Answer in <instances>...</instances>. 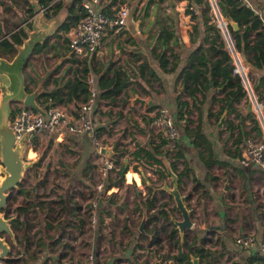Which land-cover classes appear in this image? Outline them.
<instances>
[{"label":"crops","instance_id":"1","mask_svg":"<svg viewBox=\"0 0 264 264\" xmlns=\"http://www.w3.org/2000/svg\"><path fill=\"white\" fill-rule=\"evenodd\" d=\"M29 1L0 0V31L3 28L12 31L19 27L24 28L21 21L23 18L26 26L24 29L32 33L34 37L52 38L59 24L67 16V7L76 0H61L62 9L51 19L46 18L38 0L34 2L43 12L34 17L33 10L32 13L28 11V7H31ZM82 1L79 0L80 4ZM246 2L249 4L248 8L258 15L264 25V0H246ZM123 3H126L129 8L125 25L120 29L106 28L99 52L87 61L95 71L93 74L95 78L105 73L106 76L111 77L116 70L120 78L127 80L129 85L116 104L110 105L96 99L90 113L94 120V132L69 133L67 128L63 127L60 132L54 134L52 140L56 147H60L63 142L70 143L71 146H66V148L78 156L84 168V173H63L60 178L70 177L71 181H84L86 182H83L84 185L88 187V182L93 181V174L86 172L87 169L96 166L102 174L101 185L90 190L92 193L88 197V200L94 198L96 200L88 204V214L90 217L92 213L95 215L94 222L89 220L93 233L87 239H82L81 234L84 233L85 224L81 215L78 214L79 207L76 203H72V198L67 200L64 196H60L63 200L65 217L56 227L58 232L56 234L49 232V235H44L39 240L42 248L36 253L37 256L31 260L25 256L27 258L24 264H83L79 256L71 255L69 247L77 250L90 245L100 246L96 241H100L106 234L110 235L111 231L107 224H113L110 223V219L117 220L118 216L122 215V211L118 208L125 210L124 201L129 197L122 191L121 185H113L116 180L115 173L119 167V164L115 162V159H118L117 155L121 156L119 157L120 164L127 169L126 172L131 170L130 174L136 184L144 187L140 189V192H135L141 216L145 211L147 219V213L154 214L157 217L158 226L165 224L164 216L156 211V208H160L158 204L163 202L168 204V208L174 207L170 222L175 226L172 218L181 220V214L175 206L173 197L162 188L163 183L168 186L172 184L164 162L171 169L170 161L175 153L171 151L173 143L153 128L157 108L162 109L164 114L177 125L176 144L180 146L187 167L191 169L186 175L180 176V179L177 174L183 172L184 165L177 162V171L174 172L171 169L178 177L179 190L185 196V204L188 203L191 221H193V216H199L191 226L192 229L185 231H196L198 239L205 247L211 244L220 246V252L210 249L212 257L216 258L215 264H222V260L227 257L229 259L232 257L234 264H264L261 260H253V256H263L257 250L256 245L240 246L234 241L235 236L239 234L252 233L256 240L264 234V168L252 163L242 165L239 161L245 140H238V138L243 135L246 138L258 132L254 112L252 108H249L250 102L246 97H242L239 101L232 103L233 109H229L231 103H228L224 107V109L227 107V114L223 126L219 128L217 125L224 110L221 111L219 102V99L224 96L220 76H215L214 84L207 89L204 95L197 93V102H199L197 106L193 105L192 98L183 87L181 77L183 68L188 65L193 54L197 52L200 54L207 48L213 36L206 31L201 20L199 6L195 1L188 0H153L150 3L148 0H101V6L107 13L115 11ZM189 4H191L190 7H198L197 19H193L191 13L185 11ZM13 20L17 22L14 26L10 24ZM211 21H214L213 16ZM29 23L30 29L27 27ZM69 37L70 33L68 39ZM43 42L35 43V45ZM227 46L229 48V44ZM162 53L169 56L170 62H176L177 67L173 70L162 69L160 66V54ZM33 58L39 59L38 66L33 64ZM76 59L82 63V58L73 55L69 49L65 48L62 38H52L42 50L35 53L34 48L28 53L23 67L25 84L28 83L32 87L31 91H37L39 95L45 88L49 89L52 86L51 81L45 83L47 80L59 77L60 85H63L64 82L73 79L74 72L79 66L78 62L74 61ZM243 62L246 64L245 60ZM246 66L248 70L249 67L247 64ZM260 75H264V70L252 73L254 80ZM256 92L264 97V90L261 87H258ZM179 100L189 105L191 123L188 117L184 120L178 118ZM77 107V104L66 107L70 112L68 124L76 122V114L73 117L71 109ZM199 120L203 125V133L213 146L214 161L209 164L206 163L207 151H204L203 156L201 155L192 139L186 134L183 125L185 123L193 128ZM95 130H97L96 135L99 137L100 146H113L110 159L112 161L114 159V168L111 170L103 169V156L95 152L92 142ZM41 135L43 134L37 135V138ZM142 148L150 149L161 163L147 159ZM121 150H129V152L120 155ZM135 150H140L143 162L151 167L141 165L137 159L133 158L132 152ZM164 150L171 151V154L165 153ZM31 153L32 151L28 152L29 157ZM133 166L138 167V172L133 170ZM134 174L140 182H137ZM124 183H128L125 177L120 184ZM149 187L156 201L150 208H146ZM28 201V198H25V202L28 203ZM35 206L38 208L37 205ZM41 214L44 216V212L38 210V215ZM44 219L48 220L46 216ZM42 223L47 224L43 218ZM130 225L125 215L124 228L131 237L124 245L123 242H118L121 248L114 256L107 257L103 264H118L119 261L142 264L146 261L140 262L137 257L139 236L142 233L138 231V228L134 231ZM46 227L47 229L54 228L50 222ZM165 227L169 229L170 225L166 224ZM99 248L102 249L101 246ZM163 250L162 248L161 252ZM231 251L236 254L232 256ZM64 252H67V255H64ZM154 252L153 250L152 253ZM165 252L170 253V249L168 248L163 253L157 251L153 257L154 264L157 260L159 264L162 263L159 256ZM21 253L24 256L25 252ZM93 255L94 262L97 264L95 254ZM197 258L200 262L197 264L212 262L210 256L202 260ZM163 263L166 264V261L164 260ZM148 264L151 263L148 262ZM191 264H193L192 261Z\"/></svg>","mask_w":264,"mask_h":264},{"label":"trees","instance_id":"2","mask_svg":"<svg viewBox=\"0 0 264 264\" xmlns=\"http://www.w3.org/2000/svg\"><path fill=\"white\" fill-rule=\"evenodd\" d=\"M148 1L150 3L153 0ZM188 1H195L199 6L201 20L205 25L206 31L210 32V34H213V36L211 38V42L208 43L207 48L200 54L198 52L193 54L188 62V65L183 68L181 77L184 90L192 98L193 105L197 106V103H199L197 102V93L199 92L201 95H204L207 89H209V87L214 84L216 79L215 76L219 75L221 82L220 85H223L222 92L224 94V96L219 99L221 111L228 103H231L229 109H233L232 103L239 101L242 97H246V90L242 78L239 76V74L234 72L233 58L228 49L224 33L219 27H217L214 21H211L213 13L207 0ZM23 2H25V0H23ZM38 3L43 8H45L44 12L47 19L54 17L63 7L61 0L54 2L53 0H38ZM190 6L191 4L188 5L185 11L187 13H191V17L193 19H197L198 15L192 13L191 9L189 8ZM217 6L223 16L231 17L237 21L239 25V29L237 31H234L229 24L227 25L228 33L232 39L233 48L239 54L241 59L243 61L245 60L249 67L247 76L252 83L253 91L256 92L258 87H261L264 90V75H260L256 80H254L252 77V73H255L257 70H264V25L262 20L252 9L246 7L241 1L218 0ZM28 11L32 13V8L28 7ZM85 13L86 12L81 6L79 0L72 2L67 7V16L59 24L52 38H62L65 48L69 49L68 35L85 18ZM27 27L30 29V23L27 24ZM27 31L28 30L24 29L23 27H19L14 31L8 30V28H3V30L0 31V57L7 58L9 60L12 59L16 54L17 46L21 45L23 40L27 38ZM52 38L46 39L41 44H37L35 47V53L42 50L43 47H46ZM74 61L78 62L77 64L79 66H77L78 68L74 72L73 79H69L68 81L64 82L63 85H60L59 77L45 81V83L51 81L52 86L49 89L45 88V90L38 96L37 101L41 107L46 108L48 106L54 105L67 107L68 105L74 106L77 104L78 107L76 109L72 108L71 110L73 117L76 114L75 118H78L81 114V105L87 101L89 96L87 75L88 73L94 74L95 71L93 67L89 65L87 58H82V63L77 59ZM160 66L164 70H173L175 67H177V64L176 62H170L169 56L166 53H162L160 54ZM96 82V99H99L100 101L110 105L116 104L120 100L121 94L129 85L127 80L120 78V74L116 70L113 72L111 77L106 76V73L99 75L98 78H95V83ZM25 89L27 92H31L32 87L27 83L25 84ZM178 104V118L184 120L185 117H188L189 123H191V111L189 110V105L187 102L179 100ZM197 108L199 109V107ZM13 116L14 110L12 109L10 120L13 118ZM183 125L185 127L186 134L190 137V139H192L194 146L199 149L201 155L203 156L204 151H207L206 156L208 159L206 160V163L209 164L214 161L213 146L203 133V125L201 121L199 120L198 124H196L193 128L189 127L185 123ZM96 131L97 130H95L94 136L95 138L99 139L98 135H96ZM243 137L238 138V140H245L246 138ZM36 138L37 136L31 140L32 148L36 143ZM174 143L177 147V151H174L173 149L171 150L175 153V155L170 161V166L171 169L176 172L177 162H181L184 165L183 172L177 174L180 179V176L186 175L188 171H191V169L187 167V163L183 157V152L180 149V146L176 144V140ZM142 150L145 152L147 159H152L156 163H161L160 159L152 154L150 149L142 148ZM123 151L120 153V155H125L127 152H129V150ZM164 151L165 153L169 152L171 154V151L169 150ZM140 154V150H135L132 152L133 158L137 159L141 165L151 167L150 165L143 162ZM117 156L118 159H115V162L119 164V167L115 173L116 180L113 185L120 186V182L123 180L124 174L121 176V171L123 169L119 159L121 156ZM133 170L138 172V167L133 166ZM18 191V193L22 194L24 198L28 196V191L22 188L21 183L19 184ZM151 191L152 189L149 187L147 189L149 195L146 198V208H150L153 205V202L156 201L155 197L151 195ZM158 206H160V208H156V211L159 215L164 216L166 223L158 226L156 223L157 217L154 214L147 213L148 220L152 221L153 224L151 228H145V230L153 238V243L155 244L160 240L162 241L160 232H164L167 238V243H171L172 246L177 248V251L174 254L165 252V254L159 256V259H162L161 264H164V260L166 261V264H168V261L170 260H173L174 264H191V255L199 257V260L210 256L212 262L208 264H215L214 262L216 261V258L212 257V251L202 245L201 240L198 239L196 231H185L181 241L177 229L170 222V215L172 214L174 207L168 208V204L163 202L158 204ZM17 210L25 212L28 210V208H26V206H19L17 207ZM7 214L8 211L5 209V217H7ZM18 223L19 220H17V218L12 220L11 227L13 230H16V224ZM166 224L170 225L169 229L165 227ZM160 247H163V245ZM155 253H157V251H155ZM63 254L67 255V252H64ZM253 260H261L264 262V255L253 256ZM8 264L10 263L8 262ZM142 264H148V262H143Z\"/></svg>","mask_w":264,"mask_h":264},{"label":"rangeland","instance_id":"3","mask_svg":"<svg viewBox=\"0 0 264 264\" xmlns=\"http://www.w3.org/2000/svg\"><path fill=\"white\" fill-rule=\"evenodd\" d=\"M10 24L14 26L17 24V22L13 20L10 22ZM33 64L38 66L40 64L39 59L33 58ZM245 90L246 99L252 104L251 108L254 112L255 121L257 123L256 126L258 127V132L248 135L246 139L252 137L256 139H264V97L261 96L259 92L253 91L251 82H249V86L245 85ZM257 104L260 106V110L256 109L258 108ZM62 108L67 115L68 120V118H70V112L66 107L62 106ZM63 127L64 126H61L58 130H56V132L51 134L42 133L43 135L36 139V146L34 145L33 148L31 147L33 153L30 154L31 157L28 155V151L30 149L28 150L26 148L23 151V156L26 161L33 159L36 161L32 167L27 169L21 182L22 188L28 191V196L26 198H28L29 201L26 203L23 195L18 193L19 187L18 189H14L7 199L6 210L11 217L15 216L14 218H17L19 223L16 224V232L13 231L14 236L16 235L14 242H11V238L9 235H7V233L3 234L7 238V241L11 244L12 254H9L11 259L7 261H0V264H8V262L10 264H24L27 257L29 260H31L37 256L36 253H38L42 248L39 240L44 235H49V232L51 234H56L58 232L56 227L65 217L63 201L60 196H64V198L67 200L72 198V203H76L79 207L78 209L80 211L78 214L81 215L85 224L84 233L81 234L82 239H87L93 233L89 224L90 214H88V204H91L96 200L95 198L88 200V197H90L92 193L90 190H93L96 186L98 187L101 185L102 174L96 166L87 169L86 172L93 174V181L88 182V187L84 185V183H86L84 181H71L70 177L66 179L64 177L60 178L61 174L63 173H84V168L79 162L78 156L66 148V146H71L70 143L67 144L66 142H63L61 143L60 147H56L53 144L52 140L54 134L60 132ZM127 173L132 172L129 170L124 174L125 180L128 181V183H124L123 185L120 184L122 186V191L129 195V197H127L124 201L126 204V209L121 210L118 208V210L122 211V215L118 216L117 220L110 219V223L112 222L113 224H107L111 231L110 235L106 234V236L102 237L100 241H96L98 244H100L102 249H100V246L98 245H90L86 248H78L77 250L69 247V250L72 252L71 255L79 256V258L85 262L88 255L94 253L97 264H103L107 257L114 256V254L118 252L119 248H121V245H118L120 244L118 242H123L124 245L131 237L124 228L125 215H127L131 224L130 226L133 228V230H137L142 216L137 207L135 192H140V189L144 187H140V184L137 185L133 180V176L128 177ZM2 175L3 172L0 170V177ZM136 180L137 182H140V180L137 178ZM35 205H37L38 208H36ZM19 206H26V208H28L27 212L17 210V207ZM38 210L44 212V216H46L49 221L45 220L42 214L38 215ZM198 217V215L193 216V224L195 221H197ZM42 218L44 222L47 223V226L48 222H50L54 228L47 229L46 225L42 223ZM152 224V221H149L146 217L144 233L140 234L139 236L137 257L140 262L146 260L145 262L148 261L151 264H154L153 257L156 253H152L153 250H159L160 253H163L169 248L170 253L174 254L176 253L177 248L172 246L171 243H167V238L164 232H160L162 241L160 240L156 244L153 243V238L150 237L148 232L145 230V228H151ZM189 232L191 231L189 230ZM70 236L71 232L69 234V237ZM151 245H153V247H151ZM161 245H163V247H160ZM162 248L164 250L161 252ZM206 248L212 249L215 252H220V246L217 247L215 244L206 245ZM22 251L25 252L24 256L21 255ZM230 254L233 256L236 253L231 251ZM25 256L27 257L25 258ZM129 263V261L124 263L119 261L118 264ZM221 263L234 264V259L232 257L230 259L227 257L226 259H223Z\"/></svg>","mask_w":264,"mask_h":264},{"label":"built area","instance_id":"4","mask_svg":"<svg viewBox=\"0 0 264 264\" xmlns=\"http://www.w3.org/2000/svg\"><path fill=\"white\" fill-rule=\"evenodd\" d=\"M56 1V0H55ZM211 6L213 13V20L225 35L227 44H229V50L233 58L234 72L239 74L243 80V84L249 86V79L247 76V66L242 61L239 54L234 50L231 37L227 30V21L225 16L220 13L217 1L207 0ZM241 1L245 6L249 7L246 0H232ZM54 2V1H53ZM81 6L85 10V18L77 25V27L70 33L69 37V50L70 52L80 58L90 59L96 55L102 46V36L106 28L112 27L114 29L122 28L129 13V8L126 3L121 4L118 8L107 13L101 6V0H83ZM192 13L197 14L199 12L198 7H190ZM45 10V8H43ZM89 96L85 103L81 105V114L72 124H68L67 115L65 114L62 106L54 105L42 107L44 114L35 111L34 109L25 106L21 102L12 104L14 110V116L10 120V126L13 129L16 140L19 139L24 133L33 135L34 137L47 133L51 134L56 132L61 126L67 128L69 133H78L82 131L94 132V120L90 115L94 103L97 97V89L95 85V77L92 73L87 75ZM244 85V86H245ZM258 110L260 106L257 104ZM153 128L156 132L161 133L168 141L172 142L171 147L174 151H177L174 141L178 138V128L175 122L164 114L162 109L157 108L155 110ZM92 142L95 152L101 155L100 141L92 136ZM31 150L32 144L29 137L25 138L24 149ZM103 169L105 171L114 168V163L109 157L101 155ZM240 163L242 165H248L249 163L256 164L261 168H264V139L247 138L243 142ZM95 215L91 214L90 221L94 222ZM235 244L240 246H252L256 245L257 250L264 255V234L259 240L254 238L252 233L239 234L235 236ZM83 264H95L93 253L89 254L86 261Z\"/></svg>","mask_w":264,"mask_h":264},{"label":"water","instance_id":"5","mask_svg":"<svg viewBox=\"0 0 264 264\" xmlns=\"http://www.w3.org/2000/svg\"><path fill=\"white\" fill-rule=\"evenodd\" d=\"M30 5L33 10V15L36 17L43 12L34 0H30ZM227 23L233 28L234 31L239 29V25L230 17H225ZM22 26L25 20L21 18ZM28 37H30L28 39ZM44 37H34L32 33L27 31V38L23 40L22 44L17 46L16 54L12 59L0 57V170L3 175L0 177V261H7L11 259V244L7 241V238L3 235L7 233L10 236L11 242L15 241L13 229L11 228V221L13 217H5L3 210L6 207L7 199L14 189H18L19 184L22 182L25 172L28 168L32 167L36 161H26L23 156L25 138L29 137L31 140L33 135L24 133L19 139L16 140V135L10 126V117L12 113V104L21 102L25 106H28L35 111H39L44 114L43 108L37 103L39 93L37 91L27 92L25 89V78L23 75V67L26 63V58L31 49H34L35 43L43 42ZM23 45V46H22ZM22 46V47H21ZM36 46V45H35ZM251 109V103L249 104ZM227 114V107L223 110L218 127L223 126L225 117ZM113 146L103 145L100 147V154L107 157H111ZM165 164L167 174L172 179L171 186L163 183L162 188L170 193L175 202V206L181 214V220H175L172 218L175 228L178 234L183 239V235L186 229H190L192 221L190 218V210L185 204V196L179 190V182L177 175L171 171L168 164ZM126 172V168H123L121 175ZM101 202V200H100ZM146 221L145 211L142 214V219L138 227L140 233H144V226ZM193 264L198 263V258L190 256ZM160 262L157 260L156 264ZM169 264H174L173 260L169 261Z\"/></svg>","mask_w":264,"mask_h":264},{"label":"flooded vegetation","instance_id":"6","mask_svg":"<svg viewBox=\"0 0 264 264\" xmlns=\"http://www.w3.org/2000/svg\"><path fill=\"white\" fill-rule=\"evenodd\" d=\"M7 205V204H6ZM8 207V206H7ZM5 209H6V207H5ZM5 209L3 210L4 211V214H5ZM10 209V208H9ZM11 217L10 215H9V213L7 214V218H9V217ZM12 222V221H11ZM12 228V227H11ZM13 229V228H12ZM14 232H16V230H13ZM179 235V234H178ZM16 236V235H15ZM180 237V236H179Z\"/></svg>","mask_w":264,"mask_h":264},{"label":"bare ground","instance_id":"7","mask_svg":"<svg viewBox=\"0 0 264 264\" xmlns=\"http://www.w3.org/2000/svg\"><path fill=\"white\" fill-rule=\"evenodd\" d=\"M29 151H32V150H29ZM29 151H28V152H29ZM132 175H133V174H132ZM128 176H131V174L129 173ZM134 176H135V174H134Z\"/></svg>","mask_w":264,"mask_h":264}]
</instances>
